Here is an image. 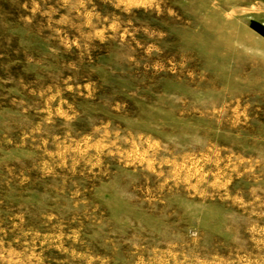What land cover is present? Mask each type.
Here are the masks:
<instances>
[{
    "label": "rangeland",
    "instance_id": "374dc122",
    "mask_svg": "<svg viewBox=\"0 0 264 264\" xmlns=\"http://www.w3.org/2000/svg\"><path fill=\"white\" fill-rule=\"evenodd\" d=\"M0 264H264V0H0Z\"/></svg>",
    "mask_w": 264,
    "mask_h": 264
}]
</instances>
